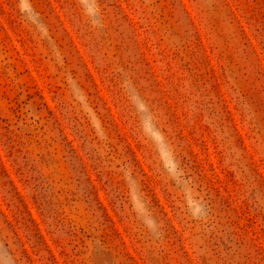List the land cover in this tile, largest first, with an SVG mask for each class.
I'll return each mask as SVG.
<instances>
[{
    "label": "rangeland",
    "instance_id": "rangeland-1",
    "mask_svg": "<svg viewBox=\"0 0 264 264\" xmlns=\"http://www.w3.org/2000/svg\"><path fill=\"white\" fill-rule=\"evenodd\" d=\"M0 264H264V0H0Z\"/></svg>",
    "mask_w": 264,
    "mask_h": 264
},
{
    "label": "clouds",
    "instance_id": "clouds-1",
    "mask_svg": "<svg viewBox=\"0 0 264 264\" xmlns=\"http://www.w3.org/2000/svg\"><path fill=\"white\" fill-rule=\"evenodd\" d=\"M144 222L149 227L150 230H152V231L156 230V222L154 219L145 218Z\"/></svg>",
    "mask_w": 264,
    "mask_h": 264
}]
</instances>
